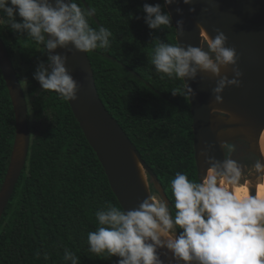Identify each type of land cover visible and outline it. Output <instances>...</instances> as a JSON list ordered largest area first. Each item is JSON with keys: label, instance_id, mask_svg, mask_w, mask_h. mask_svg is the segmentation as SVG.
I'll list each match as a JSON object with an SVG mask.
<instances>
[{"label": "trees", "instance_id": "trees-1", "mask_svg": "<svg viewBox=\"0 0 264 264\" xmlns=\"http://www.w3.org/2000/svg\"><path fill=\"white\" fill-rule=\"evenodd\" d=\"M85 2L95 9L90 25L112 33L109 49L87 53L98 95L156 175L171 208L170 180L175 173L199 179L183 82L161 79L151 64L159 42L177 43L173 24L153 30L144 21L143 5L159 3L167 12L164 1ZM16 19L21 21L18 15ZM0 37L24 90L30 128L26 162L0 218V264H65V248L80 264H116L118 257L101 259L90 253L87 236L97 227V210L107 202L121 205L68 102L42 90L33 78L38 63H47L43 46L5 24H0ZM14 137L13 105L0 70V187ZM148 179L152 192L159 194Z\"/></svg>", "mask_w": 264, "mask_h": 264}, {"label": "clouds", "instance_id": "clouds-1", "mask_svg": "<svg viewBox=\"0 0 264 264\" xmlns=\"http://www.w3.org/2000/svg\"><path fill=\"white\" fill-rule=\"evenodd\" d=\"M175 2L164 0L165 5ZM183 3L192 4L193 0ZM143 11L150 29L172 27L170 13L159 3H145ZM176 11L182 14L181 9ZM0 14V24L27 33L43 46L47 63H38L33 78L42 90L54 92L64 102L75 101L80 86L66 68L67 56L56 49L90 53L111 47V31L103 26L93 28L89 21L95 9L82 7L78 0H0ZM177 28L183 33V20L177 21ZM226 42L227 36L219 30L208 40L206 49L159 42L151 64L162 74L161 79L167 76L182 81L187 96L193 90L185 81L195 80L199 72L218 77L212 93L215 102L222 103L224 89L239 87L242 75L236 66L237 53L226 47ZM230 65L233 78L221 76V68ZM232 119L229 114L226 120ZM210 148L200 153L207 165L202 179L194 181L186 173L176 172L170 180L171 208L166 198L149 196L127 211L111 202L97 210V227L87 236L88 251L96 258L118 257L116 264H164L161 249L167 250L165 255L172 254L175 264H264V196L239 197L236 187L242 181L247 183L242 166L234 159L209 155ZM262 158L264 152L254 169L264 181ZM63 260L65 264H80V258L68 248Z\"/></svg>", "mask_w": 264, "mask_h": 264}, {"label": "water", "instance_id": "water-1", "mask_svg": "<svg viewBox=\"0 0 264 264\" xmlns=\"http://www.w3.org/2000/svg\"><path fill=\"white\" fill-rule=\"evenodd\" d=\"M82 2L89 8L85 0ZM164 6L171 15L177 43L203 47L210 38H214L217 30L222 31L227 36L226 47L234 48L237 53L236 66L242 73L239 87L224 89L222 103H216L212 93L218 77L199 72L195 80L185 81L193 90L188 100L198 179H202L206 172L207 165L200 153L207 146H211L209 155L223 160L225 145L240 140L245 143V151L256 159L261 158L260 138L264 130V0H193L192 4L176 0ZM177 8L182 10V14L176 11ZM192 8L195 11H190ZM92 17L95 19L94 15ZM180 20L184 22L183 33L177 28V21ZM203 32L206 37H203ZM56 53L67 56L66 68L80 86L77 99L68 104L121 207L125 211L137 208L144 199L152 196L148 178L162 199H167L156 175L101 101L87 53L59 48ZM0 70L15 117V137L0 187L1 218L25 165L30 143L24 90L1 37ZM225 75L233 78L231 65L221 68V76ZM229 114L235 119L226 120ZM224 129L228 131L223 132ZM259 180L256 173L249 177L250 195H256ZM166 251L159 250L164 264H175L172 254L165 255Z\"/></svg>", "mask_w": 264, "mask_h": 264}, {"label": "rangeland", "instance_id": "rangeland-1", "mask_svg": "<svg viewBox=\"0 0 264 264\" xmlns=\"http://www.w3.org/2000/svg\"><path fill=\"white\" fill-rule=\"evenodd\" d=\"M203 47L206 49L205 45H203ZM15 63L17 65H21L23 68L26 67V65L21 63L20 61H16ZM245 148H246L245 143H243L240 140L236 141L234 143H228L225 145V158L234 159L238 163L244 162V163L240 164L244 170V173L246 171H252V169H254V164H255V161L251 158L252 155L250 153H248L247 151H245ZM250 159H252V160H250ZM247 161H249L251 163H247ZM247 181L249 182V179ZM149 185H150V181H149ZM151 188L152 187H150V189ZM151 193H152L153 198H155L157 200L162 199L161 196L157 192H154V191L152 192V190H151Z\"/></svg>", "mask_w": 264, "mask_h": 264}, {"label": "bare ground", "instance_id": "bare-ground-1", "mask_svg": "<svg viewBox=\"0 0 264 264\" xmlns=\"http://www.w3.org/2000/svg\"><path fill=\"white\" fill-rule=\"evenodd\" d=\"M202 35H203V37H206L204 32ZM260 147H261V151L264 152V130H263V132L261 134V138H260ZM248 186H249L248 181H247V183L244 182V183L238 185L235 189L236 194L241 198L249 196L250 193H249ZM256 195L257 196H264V181H262V180H259V182L256 185Z\"/></svg>", "mask_w": 264, "mask_h": 264}, {"label": "flooded vegetation", "instance_id": "flooded-vegetation-1", "mask_svg": "<svg viewBox=\"0 0 264 264\" xmlns=\"http://www.w3.org/2000/svg\"><path fill=\"white\" fill-rule=\"evenodd\" d=\"M253 156V155H252ZM254 158V159H253ZM253 160L254 161H256L257 159L253 156ZM252 159H250V160H252ZM242 163H244V162H239V164H242ZM247 163H251V162H249V161H247ZM255 173V169H252V171H246L245 172V177L247 178V180L249 179V177L250 176H252L253 174ZM243 182V181H242ZM244 183V182H243Z\"/></svg>", "mask_w": 264, "mask_h": 264}]
</instances>
